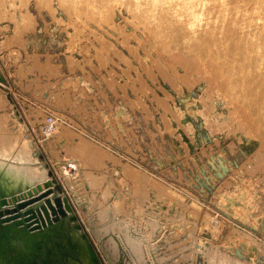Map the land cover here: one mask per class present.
<instances>
[{"label":"rangeland","instance_id":"374dc122","mask_svg":"<svg viewBox=\"0 0 264 264\" xmlns=\"http://www.w3.org/2000/svg\"><path fill=\"white\" fill-rule=\"evenodd\" d=\"M139 1L0 0V197L71 207L0 264H264V0Z\"/></svg>","mask_w":264,"mask_h":264},{"label":"water","instance_id":"95a60500","mask_svg":"<svg viewBox=\"0 0 264 264\" xmlns=\"http://www.w3.org/2000/svg\"><path fill=\"white\" fill-rule=\"evenodd\" d=\"M56 183L53 178V184L50 181L44 183L43 190L40 184H37L25 192L0 197V253L5 251L3 241L10 249L12 248L9 242L13 237V226L24 227L30 233L38 232L49 228L60 217L64 218L68 209L71 210L68 199L61 195ZM53 190L60 194L52 198ZM73 218L75 220L74 214ZM81 237L94 254L96 264H100L95 251L86 240V235L81 233Z\"/></svg>","mask_w":264,"mask_h":264},{"label":"bare ground","instance_id":"6f19581e","mask_svg":"<svg viewBox=\"0 0 264 264\" xmlns=\"http://www.w3.org/2000/svg\"><path fill=\"white\" fill-rule=\"evenodd\" d=\"M140 1H141V0H140ZM140 1H139V2H140ZM145 1H146V0H145ZM150 1H151V0H150ZM206 1H208V0H206ZM142 2H143V1H142ZM148 2H149V1H148ZM179 2H180V1H179ZM191 2H192V0H191ZM214 2H215V1H214ZM134 3H135V2H134ZM194 3H195V2H194ZM204 3L206 4V2H204ZM259 3H260V2H259ZM259 3H258V4H259ZM126 4H128V3H126ZM139 4L141 5V2H140ZM147 4H148V3H147ZM152 4H153V3H152ZM184 4H185V3H184ZM184 4H182V5L185 6ZM253 4H254V3H253ZM258 4H257V5H258ZM261 4H263V3H261ZM135 5H136V4H135ZM149 5H151V4L149 3ZM162 5H163V4H162ZM195 5H196V4H195ZM255 5H256V3H255ZM158 6H159V5H158ZM191 6H192V5H191ZM263 6H264V4H263L261 7H260V6H259V7L262 8ZM143 7H144V6H143ZM200 7H201V6H200ZM257 7H258V6H257ZM160 8H161V7H160ZM162 8L165 9L166 7H165V6H162ZM182 8L184 9V7H182ZM201 8H202V7H201ZM206 8H207V7H206ZM206 8H205V10H206ZM209 9H210V8H209ZM209 9L207 10V12L205 11V12L207 13V16H208V11H210ZM254 9H255V8H254ZM258 9H259V8H258ZM263 9H264V8H263ZM143 10H144V9H143ZM157 10H159V9L157 8ZM166 10H167V9H166ZM181 10H182V9H181ZM185 10H186V9H185ZM250 10H251V9H250ZM259 10H260V9H259ZM145 11H146V10H145ZM163 11H165V10H163ZM198 11H199V10H198ZM227 11H228V10H226V13H227ZM165 12H166V11H165ZM194 12H195V11H194ZM203 12H204V9H203ZM205 12H204V13H205ZM230 12H232L231 9H230L229 13H230ZM183 13H184V12H183ZM195 13H196V12H195ZM224 13H225V11H224ZM226 13H225V15H226ZM233 13H234V12H233ZM236 13H238V12H236ZM189 14H191V13H189ZM209 14H210V13H209ZM222 14H223V13H222ZM234 14H235V13H234ZM137 15H138V14H137ZM154 15H155V14H154ZM185 15L187 16V14H185ZM205 15H206V14H205ZM205 15H204V16H205ZM207 16H206V18H207ZM211 16H213V15H211ZM223 16H224V15H223ZM227 16H228V14H227ZM227 16H226V17H227ZM229 16H230V14H229ZM236 16H237V15H236ZM136 17H138V16H136ZM183 17H184V16H183ZM188 17H189V16H188ZM190 17H191V16H190ZM212 18H213V17H212ZM227 18H228V17H227ZM192 19H193V18H192ZM199 19H200V18H199ZM186 20H187V22H188V18H187ZM207 20H208V19H207ZM193 21H195V20H193ZM199 21H201V19L198 20V22H199ZM205 21H206V20H205ZM208 22H209V20H208ZM212 22H213V20H212ZM206 23H207V22H206ZM209 23H210V22H209ZM184 24H185V23H184ZM184 24H183V26H184ZM213 24H214V23H213ZM186 25H187V23H186ZM204 25H206V24H204ZM181 26H182V25H181ZM183 26H182V27H183ZM182 27H181V28H182ZM198 27L200 28V26H198ZM257 27H258V26H257ZM183 28H184V27H183ZM199 28H197V29H199ZM201 28H202V27H201ZM201 28H200V29H201ZM254 28H255V27H254ZM254 28H253V31H254ZM259 28H262V27H258V29H259ZM184 29L186 30V29H187V26H185ZM184 29H183V30H184ZM197 29L195 28V32L197 31ZM204 29H205V28H204ZM251 29H252V28H251ZM248 30H249V28H247L246 32H247ZM261 30H262V29H261ZM186 31H187V30H186ZM190 31H191V30H190ZM190 31H189V32H190ZM250 31H251V30H250ZM250 31H249V32H250ZM257 31L260 32V30H257ZM161 32H162V31H161ZM187 32H188V31H187ZM192 32H193V31H191L190 33H192ZM197 32H198V31H197ZM197 32H196V33H197ZM246 32H245V33H246ZM255 32H256V31H255ZM255 32H254V33H255ZM193 33H194V32H193ZM243 33H244V31H243ZM254 33H253V34H254ZM248 34H249V33H248ZM250 34H251V33H250ZM188 35H189V34H188ZM255 35H256V34H255ZM257 35H258V34H257ZM257 35H256V36H257ZM263 35H264V34H263ZM252 36H253V35H252ZM256 36H254V38H255ZM260 36H261V35L259 34V38H260ZM247 37H249V36H247ZM262 37H263V36H262ZM256 38H257V37H256ZM256 38H255V39H256ZM259 38H257V39H259ZM248 39H250V38H248ZM252 39H253V38H252ZM257 39H256V40H257ZM247 41L250 42V40H247ZM247 41H246V42H247ZM253 41H254V40H253ZM259 41H260V40H259ZM257 42H258V40H257ZM183 43H184V41H183ZM187 43H188V42H186V44H187ZM190 43H191V42H190ZM261 43L263 44V42H261ZM261 43H260V44H261ZM184 44H185V43H184ZM247 44H248V43H247ZM249 44H250V43H249ZM251 44H252V42H251ZM260 44H258V45H260ZM254 45H255V44H254ZM247 47H248V46H247ZM262 47H263V46H261V48H262ZM249 48H250V46H249ZM253 48H254V47H253ZM256 48H257V47H256ZM259 48H260V46H259ZM247 49H248V48H247ZM263 49H264V48H263ZM248 51H249V50H248ZM243 52H244V51H243ZM245 53H246V52H245ZM257 53H258V52H257ZM260 53H261V52H260ZM262 53H263V51H262ZM229 54H230V53H229ZM232 54H233V53H232ZM247 54H248V53H247ZM254 54H256V53H254ZM231 56H232V55H231ZM249 56H250V55H249ZM256 56H257V55H256ZM228 57H229V55H228ZM257 58H258V57H257ZM259 58H260V57H259ZM87 146H88V145H87ZM87 146H86V145L82 146V150L78 151L80 154H82V159L84 158L83 155L86 156L84 159H86V158L88 157V156H87V153H88V152L86 153V151H89V150L92 148V147H91V148L89 147V148H88L89 150H88V149L86 148ZM90 146H91V145H90ZM92 149H93V148H92ZM92 149H91V150H92ZM91 150H90V151H91ZM93 151H94V149H93ZM93 151H92V152H93ZM95 151H97L96 148H95ZM95 151H94V152H95ZM92 152H91V153H90V152L88 153L89 156H90V154H92ZM80 154H78V155H80ZM95 154H96V152H95ZM95 154L93 153L92 155L95 156ZM92 155L89 157V158L91 159V161H92ZM98 155H99V153H98ZM98 155H97V156H98ZM97 156H96V157H97ZM100 156H101V155H99V158H100ZM80 157H81V156H80ZM89 158H87V160H89ZM82 159H81V160H82ZM84 159H83V160H84ZM94 159H96V158L94 157ZM97 160H98V157H97ZM89 161H90V160H89ZM93 161H94V160H93ZM83 162H85V161H83ZM89 163H90V162H89ZM86 164H87V163H86ZM94 164H96V163L94 162ZM89 165H91V164H89ZM85 166H88V164L85 165ZM91 166H92V165H91ZM93 166H94V165H93ZM95 167H96V166H95ZM9 168H11V166H8L7 169L9 170ZM86 172H87V170H85V173H86ZM90 172H91V170H90ZM90 172H88V173H90ZM77 173H78V172H77ZM84 175H85V174H84ZM88 175H89V174H86V176H88ZM90 175H91V173H90ZM84 177H85V176H84ZM88 177L90 178V176H88ZM91 178H92V176H91ZM86 179H87V178H86ZM86 181H87V180H86ZM131 253H132V252H131Z\"/></svg>","mask_w":264,"mask_h":264},{"label":"built area","instance_id":"2783aa9c","mask_svg":"<svg viewBox=\"0 0 264 264\" xmlns=\"http://www.w3.org/2000/svg\"><path fill=\"white\" fill-rule=\"evenodd\" d=\"M53 129H54V124H53L51 119H48L47 123L43 126V133L46 135L50 134V133H52ZM38 145L36 144V146H38ZM42 151H44V149H42ZM33 156H35L37 158V160L42 161L43 159H45L42 152H41V154L35 153V154H33ZM65 166L66 165L63 164V165H61V167H59L57 169L58 173L62 176V179H66V180L74 179L78 175L77 169L73 167V169L71 170V166H69V167H65ZM53 169L55 170V168H53ZM54 174H56V170H55ZM58 178L61 181V178L60 177H58Z\"/></svg>","mask_w":264,"mask_h":264},{"label":"crops","instance_id":"0c3cea01","mask_svg":"<svg viewBox=\"0 0 264 264\" xmlns=\"http://www.w3.org/2000/svg\"><path fill=\"white\" fill-rule=\"evenodd\" d=\"M22 131L24 132V127L22 128ZM23 136H24V133H23ZM31 155V154H30ZM47 155V154H46ZM33 156V155H32ZM44 158L42 161L41 160H37L36 157H32L34 160H33V165L40 168V169H44L46 170L48 173H50L51 177L54 178L55 177V170H56V167L57 165H55L54 163H52V160L51 159H48L47 156H45L43 154ZM51 160V161H50ZM46 165V166H45ZM56 166V167H55ZM55 168V170L53 168ZM73 169V166L71 167V170ZM62 195V194H61ZM64 196V195H62ZM65 197V196H64ZM66 198V197H65ZM68 199V198H67ZM68 202H69V199H68ZM70 204V202H69Z\"/></svg>","mask_w":264,"mask_h":264}]
</instances>
